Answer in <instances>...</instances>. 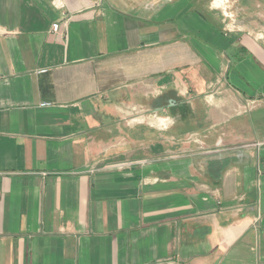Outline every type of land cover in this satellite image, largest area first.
<instances>
[{"label": "crops", "instance_id": "crops-1", "mask_svg": "<svg viewBox=\"0 0 264 264\" xmlns=\"http://www.w3.org/2000/svg\"><path fill=\"white\" fill-rule=\"evenodd\" d=\"M0 264H264V0H0Z\"/></svg>", "mask_w": 264, "mask_h": 264}, {"label": "built area", "instance_id": "built-area-1", "mask_svg": "<svg viewBox=\"0 0 264 264\" xmlns=\"http://www.w3.org/2000/svg\"><path fill=\"white\" fill-rule=\"evenodd\" d=\"M61 28V22H55L52 26V30L54 32H58ZM44 71V70H43ZM43 105H48V104H43Z\"/></svg>", "mask_w": 264, "mask_h": 264}, {"label": "rangeland", "instance_id": "rangeland-1", "mask_svg": "<svg viewBox=\"0 0 264 264\" xmlns=\"http://www.w3.org/2000/svg\"><path fill=\"white\" fill-rule=\"evenodd\" d=\"M160 115H162V114H160Z\"/></svg>", "mask_w": 264, "mask_h": 264}]
</instances>
